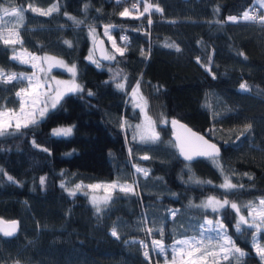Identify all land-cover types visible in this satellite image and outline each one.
I'll return each instance as SVG.
<instances>
[{
    "label": "trees",
    "instance_id": "trees-1",
    "mask_svg": "<svg viewBox=\"0 0 264 264\" xmlns=\"http://www.w3.org/2000/svg\"><path fill=\"white\" fill-rule=\"evenodd\" d=\"M147 3L153 7L144 13ZM30 4L58 10L40 15ZM13 6L24 10V19L18 29L14 17L0 22L5 37V26L19 32L15 45L0 40V69H30L11 58L16 47L49 53L76 66L82 91L64 94L35 124L0 136V219L17 222L12 236L0 234V264H171L175 253L166 248L200 237L205 218L219 219L246 253L221 264H261L251 242L254 228L242 223L237 231L239 217L231 207L236 203L245 216L249 202L264 197V22L255 0H0V7ZM250 7L255 20L243 19ZM125 8L129 16L120 15ZM106 26H112L113 43L125 48L123 56L105 38ZM90 28L113 51L112 63L95 59ZM171 44L180 50L166 46ZM138 81L148 112L165 117L155 142L134 136L139 113L128 98ZM23 84L20 78L0 82V108H19L16 90ZM170 118L217 144L219 156L180 160L170 139ZM55 125H70L72 131L51 135ZM133 165L148 175L134 172ZM225 177L237 187H220ZM101 180L134 185V193L115 188L97 212L74 187ZM210 196L229 204L218 212L196 207ZM154 239L162 240L163 252L153 247ZM255 243L264 246L263 228ZM142 244L148 246L147 259Z\"/></svg>",
    "mask_w": 264,
    "mask_h": 264
},
{
    "label": "snow or ice",
    "instance_id": "snow-or-ice-1",
    "mask_svg": "<svg viewBox=\"0 0 264 264\" xmlns=\"http://www.w3.org/2000/svg\"><path fill=\"white\" fill-rule=\"evenodd\" d=\"M120 0H117V3H119ZM134 8L137 7L136 4L133 5ZM153 7V5L146 4L144 7V13H148L150 11V8ZM261 7H264V0H261ZM29 8L31 11L36 12L40 15H50L53 11H57L58 9L53 6L52 8H49L47 11H44L40 8L37 7H32V5H29ZM155 11L161 12L162 9L159 8L158 6L155 7ZM219 11V9H217ZM0 12L3 13V16L6 17H14L16 26L18 29L19 24L22 23L24 19V10L22 8L18 7H11V8H4L0 7ZM144 13H140V15H143ZM121 16H129L130 15V10L128 8H125L123 12L120 13ZM69 19H74L73 17H69ZM228 19L230 21L236 22L237 17L235 16H229ZM243 19L245 20H255L256 16L249 15V12L245 11L243 13ZM259 19L264 22V16L259 17ZM151 19L149 18V23L151 24ZM79 23V22H77ZM112 26H106L105 28V33L109 34V28ZM9 32V35L5 37L3 35V30H0V40L3 41L5 45H15L16 43L19 42V32L18 30L14 29H9L7 26H5V29ZM95 32V29H91L90 34H93ZM111 38V37H110ZM122 40L127 41L128 37L124 36L121 37ZM68 47H71V42L69 41H64ZM167 47H173L176 48L177 51L180 49L175 45H166ZM113 47L115 48L116 52L119 53V55L123 56L125 48L124 47H117L115 42L113 43ZM143 50H141V55H143ZM243 55V53H241ZM105 59H115V56H105ZM13 60L20 59L21 63H26L27 61L24 59H21V57L18 54H14L12 56ZM33 60L39 61L41 58L40 57H32ZM45 61H50V60H55L53 57H45L43 58ZM89 60H91L92 63H96L97 67H100L99 63L96 62L94 59H92V56L90 55L88 57ZM57 64L64 66L67 68L69 72L72 73L73 78L75 77L76 74V66L72 65L71 67H68L67 65L63 64V61H56ZM197 63H200L199 58H197ZM33 67L35 68L36 65L33 64ZM118 75V74H117ZM20 79H23L24 76L21 74L19 77ZM17 74L11 73V74H5L2 69H0V82L3 83H11L14 80H17ZM29 80V85L30 88L32 89L31 92H29L28 89H21V91H18L16 95L18 97L21 96L22 93L29 94L32 96V105L35 106L40 103L41 96H47V93H42L40 91L41 88L47 87L49 91H55V96L51 97V107L55 108L56 105L60 102V100L63 98L64 92L60 91L59 87L57 89H52L51 85H43L39 81H37L35 84L32 83V77H28ZM57 85L64 84L66 86L65 91L67 92H76V91H82V88L80 85L75 83V80L73 79L72 82H65V81H56ZM117 88L123 89L124 84L123 83H117ZM241 89L244 91H248L247 85L246 84H241ZM139 90V81L137 82V87L133 89V92L136 93ZM90 96L93 95L92 92L88 93ZM143 100V97H141ZM140 106V105H137ZM146 107H147V102L144 101V106L141 107V112L145 113L146 115ZM24 108H25V101L22 99L21 100V110L20 113L17 114L15 112H11V110H5V111H0V136L6 135V134H11L9 133V129L12 128L13 126V120H15V131L20 132L21 128H27L29 124H35L36 120L35 118L28 119L25 116L24 113ZM47 103L45 102L44 108L40 111V115L43 116L45 112H47ZM147 124L144 127L137 126L138 128V135L140 137L141 141H146V140H151L152 142L158 141L160 139L159 134L156 132L154 123L151 121L150 117L146 116ZM172 124L175 126L177 124L176 120L172 121ZM72 129L71 128H58L53 130V135L60 136L64 135L67 136L71 133ZM193 137H195V140L199 142L196 144L195 147L188 148L186 149L185 145L183 143L179 144L180 148V153L181 155L184 156L185 160H192L193 155H204V156H211V157H218L219 156V149L216 147L214 144H209L208 141L204 140L203 137L201 136H196L195 133L191 134ZM46 150V149H45ZM142 159H149L148 156L142 157ZM214 162L218 163V161L214 160ZM135 167V166H134ZM2 171V170H0ZM136 171L138 173H143V175L147 176L148 171L139 167H136ZM251 178V177H249ZM10 181L13 180L11 176L8 177ZM41 184H44V178H41ZM196 183H201L200 181H196ZM207 183H211L208 181ZM61 187H64L62 184ZM81 185H76V189L79 190ZM90 189H95L99 188L100 185H88L87 186ZM108 188H116L119 187V190L125 193H134V185H122L118 186L117 184L113 183L111 185L107 186ZM225 191L233 190L237 187V185L233 184L227 177H225L224 183L220 185ZM241 187H243L241 185ZM69 191V195H75V191L66 189ZM107 199H110L109 197L104 198L105 202ZM91 201L93 203V206L97 208V212L100 211V208L97 206L99 201L98 198L93 196L91 197ZM229 204V200L224 199L223 201L217 199L216 197L210 196L208 199L204 202H202L200 205H196V207H203V208H211L213 212H218L220 209H224L225 206ZM231 207L236 210L237 215L239 216V220L237 222V231H241L240 224L242 223H249L246 218L243 215H240V210L239 207L236 203H231ZM255 214V217L259 218V223H251L249 224L250 227H255L257 232H259L261 227H264V199H261L259 201V207H250V212L249 216H253ZM171 215L175 217L176 212L172 211ZM254 217V219H255ZM0 223H3L0 221ZM214 222L213 220H205V224L207 225H212ZM215 224L218 225L216 229L209 228L206 231H213L215 230L217 232V235L215 237V243H213V238L208 237L207 244L205 243V238H204V233H200V237H192L190 239H185V240H177L176 244L180 245L181 247H176L173 249L175 256L173 258L172 264H177L176 261V256L179 257V262L178 264H208V258H212L213 264H221L222 261H230V258H238L236 254H238L239 257H243L246 255L244 251H242L240 248L236 247L235 244L232 241V238L227 235V231L224 228V224L216 220ZM0 231L3 232L5 236H12L15 231H16V222L13 221L11 222V225L9 228H0ZM153 231L152 228H148L149 234H151ZM163 233V229H161V234ZM112 236L119 239L118 232L115 228L112 229L111 232ZM223 241V243H221ZM152 244L155 249H159L161 252L164 251V245L162 240H153ZM208 245H213V247L209 248ZM218 245V247H216ZM142 247H144V256L147 259L149 257V252H148V246L145 244H142ZM254 247L256 248L257 255L261 259V264H264V246H260L255 244V235H254Z\"/></svg>",
    "mask_w": 264,
    "mask_h": 264
},
{
    "label": "rangeland",
    "instance_id": "rangeland-1",
    "mask_svg": "<svg viewBox=\"0 0 264 264\" xmlns=\"http://www.w3.org/2000/svg\"><path fill=\"white\" fill-rule=\"evenodd\" d=\"M255 3H256V6H257V10H259L258 13H257V16H258V19H259V17L264 16V7H261V0H255ZM2 15H3V13L0 12V16H2ZM228 17L229 16H227V19H228ZM2 19H4V16L1 17L0 22H3ZM105 28L106 27H103V34H104L105 38H107L109 44L113 47L112 36L110 35V33L109 34L105 33ZM91 29H94V28H90L89 29V37H90V39L92 41L98 35H97L96 30H95V32L93 34H90ZM8 35H9V33H8ZM107 53H108L109 56H113L114 55L113 51L109 50L108 48H107ZM14 54H18L21 57V59L26 60L27 62L23 63V64H25V65L30 67V69L27 70V71L11 72V73L17 74L18 78L21 76V74H23V76H24V78H23L24 84L22 86H20L16 90V93L18 91H21V89H28L29 92L32 91V89L30 88V85H29L28 77H32V83L33 84H35L37 81H39L41 84H43L45 86L51 85L52 89H57L59 87L60 91L64 92V94L68 93L67 91H65L66 86L64 84L57 85L56 81L72 82L73 79H74L75 83L80 85L76 81L75 77L73 78L72 73L69 72L66 67L61 66V65L56 63V61H63L64 65H67L68 67L72 66V64L67 63L66 61H64L60 57H57V56L49 54V53H34V52L27 51V50H25L23 48H20V47H16L11 52V54H10L11 58H12V56ZM33 56L40 57L41 59L39 61L33 60L32 59ZM45 57H53V58H55V60L45 61L43 59ZM16 61L20 62V59H16ZM33 64L36 65L35 68L33 67ZM53 70L63 71V72H65V75L57 74ZM4 73L5 74H11V73H6V72H4ZM136 87H137L136 84H133V86L131 87V89L129 91L128 102L131 105V107L136 108L138 110L139 119L133 124V132H134L135 138L138 141H141L140 137L138 135L137 126L138 125L141 126V127L146 126V124H147L146 116L151 118V121L154 123L156 132H157V128L159 126H164L166 121H165V117L162 114H159L155 110L152 113H149L148 110H147V107H146V115H145V113L141 112V107L144 106V101H146V99L144 98V96L142 95L140 90H138V92H136V93L133 92V89H135ZM40 91L42 93L46 92L47 96H41V100H40L39 104L33 106L32 103H31L32 96L29 95V94L22 93L20 97L17 96L18 100H19V108L17 110H15V111L11 110V112H15L17 114L20 113L21 100L23 99L25 101L24 113H25L26 118H28V119L35 118V120H37L41 116L40 115V111L44 108L45 102L47 103V109L52 108L51 107V102H52L51 101V97L55 96V91H49L47 87L41 88ZM141 97H143V100L141 99ZM137 105H140V106H137ZM5 110H9V109L0 108V111H5ZM58 128H71V127H70V125H55V126L50 128V134L53 135V130L54 129H58ZM9 131H15V120H13V126H12V128L9 129ZM141 142L149 143V142H152V141L151 140H146V141H141ZM136 167L145 169V168H143V166L133 165L132 170L134 172H136ZM140 174L143 175V173H140ZM113 183H115L113 180H105V181L101 180V181H94V182H91V183L77 184V185H81V187H80V189L78 191L84 192V194L86 195L89 203H91L92 205H93V203L91 201V197H93V196L97 197L98 201H99L97 206L99 207L102 203L105 202L104 198L109 197V196L112 195L113 190L115 188H108L107 186L111 185ZM115 184H117L118 186H121V184H118V183H115ZM88 185H100V187L99 188H95V189H90V188L87 187ZM74 188L76 189V185H75ZM116 188H117V190H119V187H116ZM207 199H208V197L205 198L204 201H206ZM261 199H264V197H257L255 199H252L249 202V204L247 205L246 215L244 216L249 223H243V224H246V225L249 226V224L254 223V222L255 223H259V218L255 217V214H253V216H249V212H250V207H259V201ZM254 217H255V219H254ZM205 219L213 220L214 223L212 225H207L204 222L202 224V226H201L200 233L201 232L204 233V238H205V243L206 244H207L208 237H212L213 238V243H215V237L217 235V232L215 230H213V231H206V230L209 229V228L216 229L218 227V225L215 224V221L219 220V219H211V218L210 219L209 218H205ZM253 228L254 229H253V233H252V237H251V242H254V235L256 237V233H257L256 232L257 231L256 228L255 227H253ZM261 228L264 229V227H261ZM190 238H192V237H190ZM190 238H188V239H190ZM221 243H223V241H221ZM255 244H257V243H255ZM210 246L211 245H208L209 248H211ZM253 246H254V243H253ZM176 247H181V246L177 245L176 241H175L174 245H172L170 248H166V249L170 250V249H174ZM216 247H218V245H216ZM253 248L256 250L255 247H253ZM211 260H212V258H208V262H210ZM176 261H177V264H178V262H179V257L178 256H176ZM172 262H173V259L171 260V264H172Z\"/></svg>",
    "mask_w": 264,
    "mask_h": 264
},
{
    "label": "water",
    "instance_id": "water-1",
    "mask_svg": "<svg viewBox=\"0 0 264 264\" xmlns=\"http://www.w3.org/2000/svg\"><path fill=\"white\" fill-rule=\"evenodd\" d=\"M91 49H92V52L94 54L95 59L98 62L109 63V64L112 63V59H105L104 58L105 56H109V55L107 53L106 43L102 37L97 36L96 38H94L92 40ZM173 120L177 121V124L175 126L172 124ZM168 128L170 130V139H171L173 146L175 148L177 157L186 163L191 162L195 158H212L211 156L195 155L194 154L192 160H190V161L185 160L184 156L181 155V153H180V148L178 145L183 143L185 145L186 149L195 147L196 144H198L199 142H197L195 140V137H193L191 135L192 133H195L196 136L203 137L204 140L208 141L209 144H214L219 149L217 144H215L213 141L209 140L207 137H205L200 132L192 129L190 126H188L187 124H185L181 120H178L175 118H170L168 121ZM0 221L3 222V223H0V228H5V229L10 227L11 222H13V221L16 222V220H2V219H0ZM16 227H17V222H16ZM0 234L4 235L2 231H0Z\"/></svg>",
    "mask_w": 264,
    "mask_h": 264
},
{
    "label": "built area",
    "instance_id": "built-area-1",
    "mask_svg": "<svg viewBox=\"0 0 264 264\" xmlns=\"http://www.w3.org/2000/svg\"><path fill=\"white\" fill-rule=\"evenodd\" d=\"M135 4V2L133 1L132 3H131V5H134ZM147 4H149V3H147ZM151 9V8H150ZM247 12H249V15H255L256 16V11H255V9L253 8V7H250L248 10H247ZM146 24H149V20H147L146 21Z\"/></svg>",
    "mask_w": 264,
    "mask_h": 264
}]
</instances>
